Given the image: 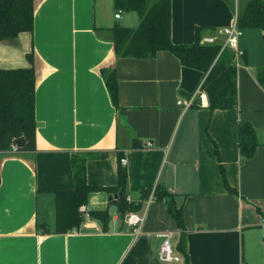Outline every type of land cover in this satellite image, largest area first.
I'll return each instance as SVG.
<instances>
[{
    "label": "crops",
    "instance_id": "crops-1",
    "mask_svg": "<svg viewBox=\"0 0 264 264\" xmlns=\"http://www.w3.org/2000/svg\"><path fill=\"white\" fill-rule=\"evenodd\" d=\"M247 1L236 9L233 0H171L172 43L193 45L198 33L232 27ZM139 23L115 0H34V31L0 42V70L34 68L37 124L35 151L0 152V264H185L182 240L190 264H264V32L242 30L236 106L212 108L207 74L171 52L116 55L111 30ZM103 70L116 73L117 104ZM240 123L252 125L260 144L250 159L240 154ZM85 155L87 182L101 190L89 195L80 228L57 234V193L74 189L72 159ZM120 158L127 198L141 205L138 235L109 200ZM159 188L182 206L185 233L166 201L143 199ZM94 211L108 212V231ZM166 233L177 263L159 260Z\"/></svg>",
    "mask_w": 264,
    "mask_h": 264
},
{
    "label": "trees",
    "instance_id": "trees-1",
    "mask_svg": "<svg viewBox=\"0 0 264 264\" xmlns=\"http://www.w3.org/2000/svg\"><path fill=\"white\" fill-rule=\"evenodd\" d=\"M117 9L136 12L140 23L137 28L115 26L111 32L115 53L118 57L152 58L160 51H168L180 59L184 66L207 74L205 87L212 98V108H232L236 106L237 65L235 53L221 52L220 45H202L198 40L193 45H174L171 41V0H115ZM238 26L241 30L259 29L264 32V0H248L238 12ZM34 31V0H0V42L16 44L21 33ZM32 64V54L27 55ZM261 73V72H260ZM106 86L114 104L118 99V83L114 71L103 70ZM264 86L263 76L258 74ZM35 71L29 69L0 70V152L16 148L17 152L36 150L35 119ZM220 90L229 92L226 104L218 96ZM239 149L242 159L254 157L259 147L258 138L252 125L240 123ZM90 155L75 156L72 159L75 187L70 191H61L56 197L57 234H66L79 229L84 219L80 208L88 201L98 187L90 186L86 177V163ZM119 160L118 186L119 195L116 203L121 218L130 212H139L140 204L127 201V170ZM1 183V177H0ZM150 192L143 195L148 199ZM156 199L166 201L168 211L175 219L178 228L185 233L183 208L165 189L155 191ZM91 217L99 220L104 231H108L110 216L107 211L91 212ZM180 242L179 252L185 257V264H190L188 254Z\"/></svg>",
    "mask_w": 264,
    "mask_h": 264
},
{
    "label": "built area",
    "instance_id": "built-area-1",
    "mask_svg": "<svg viewBox=\"0 0 264 264\" xmlns=\"http://www.w3.org/2000/svg\"><path fill=\"white\" fill-rule=\"evenodd\" d=\"M237 9V8H236ZM116 19L121 18V11H119L115 15ZM242 36V30L238 26V10H236V15L234 19V23L232 27L230 28H225V29H220L215 32L213 35L205 36L202 38L201 44L202 45H207V46H212V45H217L220 39L222 38L221 42V52H224L226 49L232 50L236 58L241 54L240 51L238 50V43H239V38ZM193 101H188L185 102L184 105L188 108L191 107ZM183 104L182 101L178 102V105ZM149 147H152V144H149ZM14 151H16V148L13 147ZM122 165L124 166L126 164V160L122 159L121 160ZM154 194L155 192H152L148 201L151 202L154 199ZM127 201L131 203V199L128 197ZM81 213L83 214H88L86 211L85 207L81 208ZM144 218L140 216L137 212H130L125 216L124 223L132 228V231L138 235L141 231V227L143 225ZM162 238V244L159 250V260L162 263H177L180 260V256L177 254L176 249L172 243L173 240V233H166L163 235H160Z\"/></svg>",
    "mask_w": 264,
    "mask_h": 264
},
{
    "label": "water",
    "instance_id": "water-1",
    "mask_svg": "<svg viewBox=\"0 0 264 264\" xmlns=\"http://www.w3.org/2000/svg\"><path fill=\"white\" fill-rule=\"evenodd\" d=\"M226 94H227V92H226L225 90H220V91L218 92V96H219V97H226ZM118 197H119V195H111V196L109 197V200L112 202V201L117 200Z\"/></svg>",
    "mask_w": 264,
    "mask_h": 264
},
{
    "label": "rangeland",
    "instance_id": "rangeland-1",
    "mask_svg": "<svg viewBox=\"0 0 264 264\" xmlns=\"http://www.w3.org/2000/svg\"><path fill=\"white\" fill-rule=\"evenodd\" d=\"M235 8H237L238 0H233Z\"/></svg>",
    "mask_w": 264,
    "mask_h": 264
}]
</instances>
